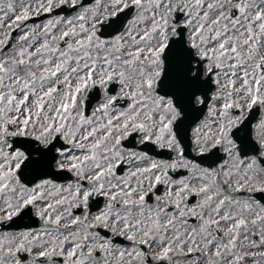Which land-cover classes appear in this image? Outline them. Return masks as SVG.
I'll return each mask as SVG.
<instances>
[{
    "label": "snow or ice",
    "instance_id": "snow-or-ice-1",
    "mask_svg": "<svg viewBox=\"0 0 264 264\" xmlns=\"http://www.w3.org/2000/svg\"><path fill=\"white\" fill-rule=\"evenodd\" d=\"M0 13V264H264V0Z\"/></svg>",
    "mask_w": 264,
    "mask_h": 264
},
{
    "label": "flooded vegetation",
    "instance_id": "flooded-vegetation-1",
    "mask_svg": "<svg viewBox=\"0 0 264 264\" xmlns=\"http://www.w3.org/2000/svg\"><path fill=\"white\" fill-rule=\"evenodd\" d=\"M139 147H141V148H143V150L144 151H146V150H148L145 146H139ZM150 156H152L153 158H156V157H154V155H153V153H151V152H149V151H146ZM161 158H166V156H164V157H160V158H156V159H161ZM127 170V166H125V171ZM69 176H70V174H68ZM171 175H173L174 177H176V178H178L177 177V174L176 173H171ZM58 183H66V180H63V181H61V182H58ZM163 189H162V187H161V191H162ZM35 227H39V222L37 221V223L34 225ZM126 243V242H125Z\"/></svg>",
    "mask_w": 264,
    "mask_h": 264
},
{
    "label": "rangeland",
    "instance_id": "rangeland-1",
    "mask_svg": "<svg viewBox=\"0 0 264 264\" xmlns=\"http://www.w3.org/2000/svg\"><path fill=\"white\" fill-rule=\"evenodd\" d=\"M0 14H2V13H0ZM52 16H55V15H48L44 20H46V19H49V18H51ZM44 20H42L41 22H43ZM41 22H37V23H41Z\"/></svg>",
    "mask_w": 264,
    "mask_h": 264
},
{
    "label": "water",
    "instance_id": "water-1",
    "mask_svg": "<svg viewBox=\"0 0 264 264\" xmlns=\"http://www.w3.org/2000/svg\"><path fill=\"white\" fill-rule=\"evenodd\" d=\"M64 14V13H63Z\"/></svg>",
    "mask_w": 264,
    "mask_h": 264
}]
</instances>
